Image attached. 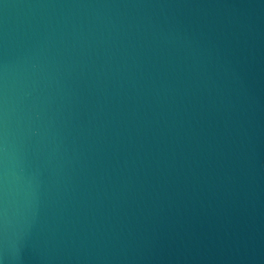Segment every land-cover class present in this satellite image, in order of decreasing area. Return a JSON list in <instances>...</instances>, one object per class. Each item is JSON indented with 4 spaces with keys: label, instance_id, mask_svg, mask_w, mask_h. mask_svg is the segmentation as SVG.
<instances>
[{
    "label": "water",
    "instance_id": "95a60500",
    "mask_svg": "<svg viewBox=\"0 0 264 264\" xmlns=\"http://www.w3.org/2000/svg\"><path fill=\"white\" fill-rule=\"evenodd\" d=\"M0 264H264V0H0Z\"/></svg>",
    "mask_w": 264,
    "mask_h": 264
}]
</instances>
